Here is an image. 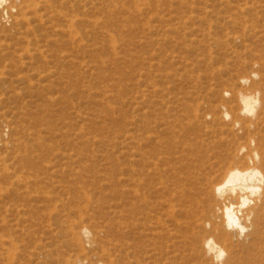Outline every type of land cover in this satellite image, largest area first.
I'll use <instances>...</instances> for the list:
<instances>
[{
	"label": "rangeland",
	"instance_id": "obj_1",
	"mask_svg": "<svg viewBox=\"0 0 264 264\" xmlns=\"http://www.w3.org/2000/svg\"><path fill=\"white\" fill-rule=\"evenodd\" d=\"M26 2L45 25L0 8V264H217L177 198L154 194L132 221L129 163L153 150L187 194L198 159L249 164L255 151L264 173V0ZM43 3L62 18L46 21ZM243 93L258 98L252 115ZM228 231L223 264H264V231L254 245L249 228Z\"/></svg>",
	"mask_w": 264,
	"mask_h": 264
},
{
	"label": "bare ground",
	"instance_id": "obj_2",
	"mask_svg": "<svg viewBox=\"0 0 264 264\" xmlns=\"http://www.w3.org/2000/svg\"><path fill=\"white\" fill-rule=\"evenodd\" d=\"M11 1H12L11 2L12 4L9 7H7L5 5L7 3V0H0V8L5 5L7 7V9L5 8L6 12H8V8L12 12L16 11L15 14H12V12L9 13L11 23L14 26L21 27L24 25L26 29L32 30V27L34 28L35 26L45 25L44 24L45 19H43L44 13L38 12L40 11L38 10L39 7L41 6H39L37 3H33L32 5H30L26 2L27 0H11ZM31 1H34V0H31ZM44 5L45 6L42 10L44 11L48 10L47 11L48 14L45 13V15L47 16L46 21L49 20L50 22V19L52 17L56 18L57 20H60L62 18V13L55 12L53 8L47 6L46 4ZM67 21L71 23L69 20ZM50 23L52 24L53 22H50ZM70 26L72 27L71 24ZM13 30L14 32L17 31L16 29H13ZM70 31H73V29ZM240 100L243 105L242 111L247 112L250 115H252L255 111L258 98H256L255 95H247L243 93L240 96ZM144 124H147V122ZM147 125H149V123ZM135 144L137 143L135 142ZM131 147H133V145H131ZM137 152L138 153L136 154L134 152L131 154V160L129 163V166L131 167L130 168L131 177L129 178V184L127 185L129 187L127 189L128 202L126 203L128 204V208H129L128 214L130 215L131 219L133 218L132 221H134V216H137V215H139V217L137 219L135 218L136 220H139V221L144 220L145 219L144 217L148 216V214L151 212V209L153 208L151 199L154 196V194L157 195V194L165 193V195H168L167 196L169 198L168 200H170L171 202H173V200L171 199L172 197L177 198L176 202L178 203L180 207L179 210L177 211L178 212L177 215L179 217H182V216L184 217L186 216V218L188 217V220H185V221H188L189 224L191 225L192 243L196 245L199 244V247L206 254H214L212 258L214 261L217 262V264H223L222 259L225 254V251L222 245L227 246L229 252L231 253L233 252L231 248L232 247L231 236L228 230H238L240 233H243L249 228L250 230L249 234L253 236L252 244L254 245L256 243L258 244L260 243V240L262 239L261 233L262 231H264V186H263L264 185L263 184L264 183V173L259 168V164L261 163V157L257 152L253 151L254 153L250 154V156L248 157L249 164L247 162L246 164H237L238 162L236 163V160H235L236 158H238L237 155L228 156V158L218 157V160L216 162L210 163L207 166H204L206 164L204 159H198L196 161V165L198 166L197 171H195L196 173L192 176V179H194V181L193 182L191 181L190 187L188 186L189 187L188 190H190V194L188 193L189 195L185 192V188L181 180V176L172 175L173 176L172 180H169L170 179L169 176L163 177L159 173L160 172L159 168L156 166L155 167L152 166V164H154L153 163L154 161L151 160L150 158H152L153 155L155 154L153 150L139 148ZM220 152H222V150ZM137 155H138V159L135 158ZM164 159L165 157L163 158V160ZM190 161H193V160L190 159ZM170 163H171V160H170ZM5 164H3L4 166L3 168L7 169L6 168L7 165ZM157 165L159 166V164ZM173 169H176V168H173ZM163 179H165L166 181L169 180L170 183H165ZM192 184L194 185L192 186ZM0 189H1V186H0ZM158 199L159 198H157V200ZM156 204L157 205L159 204L160 206L162 205V203L161 204L156 203ZM169 205L167 206L169 207ZM164 207L167 208L166 204L161 209L163 210ZM169 212L170 211H168L167 213ZM165 214L166 213H164V215ZM171 216L172 215H170V217ZM127 221H129L128 218H127ZM156 221H158V219ZM131 224L133 226L135 225L134 222H131ZM139 225H143V223H139ZM188 227L189 228H187V230L190 229V226ZM152 228L154 227L152 226ZM150 231L151 230H149L148 232ZM79 232H80V235H82L85 239H87L88 241L91 240L90 236L92 235V233L87 227L83 226Z\"/></svg>",
	"mask_w": 264,
	"mask_h": 264
}]
</instances>
